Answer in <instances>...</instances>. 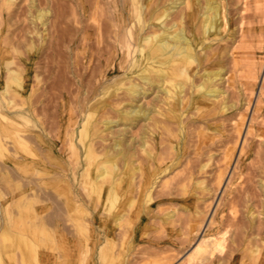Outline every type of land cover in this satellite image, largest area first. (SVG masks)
<instances>
[{
    "label": "bare ground",
    "instance_id": "1",
    "mask_svg": "<svg viewBox=\"0 0 264 264\" xmlns=\"http://www.w3.org/2000/svg\"><path fill=\"white\" fill-rule=\"evenodd\" d=\"M249 2L242 0L237 8L234 0H0V128L15 132L16 144L7 152L0 137V154L18 170L14 203L30 228L5 234L3 244L19 249V264H128L134 253L136 264L148 259L146 264H168L181 251L175 240L166 247L147 241L133 252L144 239L136 221L154 205H166L161 224L171 226L185 211L178 227L185 237L179 242L195 240L207 212L195 191L207 187L195 174L206 172L213 156L201 151L203 130H221L215 123L202 126L197 118L234 107L223 85L228 54L234 67L239 54L250 56L247 70L252 80L257 77L253 56L264 48V11L243 12ZM34 35L37 48L48 36L42 52L80 44L83 57L93 58L82 71L69 70L76 90L85 92L55 137L33 128L32 115L44 106L29 102L32 84L27 86L15 60L21 58L16 54L21 40L25 50H36ZM213 40L223 43L213 47ZM235 47L244 50L237 54ZM208 59L212 65L205 66ZM198 126L194 157L187 147ZM241 126L242 120L237 131ZM32 129V136L26 134ZM224 156H230L228 150ZM224 171L217 172V184ZM29 173L36 180L27 179ZM258 184L264 188L262 176ZM250 199L244 200L247 222L236 215L238 199L232 197L229 218L224 213L219 220L210 218L208 231L180 264H264V244L255 241L262 227L255 224ZM260 203L264 220V197ZM168 250L176 253L159 255Z\"/></svg>",
    "mask_w": 264,
    "mask_h": 264
},
{
    "label": "rangeland",
    "instance_id": "2",
    "mask_svg": "<svg viewBox=\"0 0 264 264\" xmlns=\"http://www.w3.org/2000/svg\"><path fill=\"white\" fill-rule=\"evenodd\" d=\"M234 1H235L234 7L239 8L242 6L241 3L242 0L240 1L238 0L239 2L237 0ZM249 5H250L249 8L246 9V11L244 10L243 12L245 13L247 12V14H251V15H254L255 13H256L255 15H260L259 14L260 11L261 12L264 11V9H257L259 7L264 8V6H262V3L258 2L257 0L255 1L250 0ZM258 10L259 13H257ZM234 12L236 16L237 15L236 10H234ZM38 27L40 30L42 26L39 24ZM44 32L46 33V31H43V33ZM38 36L34 35L36 50L34 47L33 51L28 52L27 50H25L26 49L24 44L25 41L21 40V44L17 43V46L19 47H17L18 53L16 54L20 55L21 58L19 59L16 58L15 60L16 63L20 65L19 67L22 66L23 69L22 74L26 76L25 77L23 75L24 78H26L25 80L27 86L30 88V85L32 84L31 88L33 92L31 93L29 102L32 105H36V106L42 105L41 107L44 106L43 109H38L36 110L37 112H34V115L36 117L32 115L33 119L35 118L36 120V125L33 128H35V130L38 129L40 131L42 130V132L47 134V136L49 137L50 136L55 137L60 122H62L63 125H66L67 122L69 121V118L74 115V112L76 110L75 107L76 99H77L76 97L85 92L84 87L80 88L81 92L76 90V88L78 89L79 87L74 82L75 78L73 77L72 73H70L69 70L70 68H76L77 70L82 71L84 65L86 64L91 65L93 63L92 61L93 58L90 56L89 58L83 57L84 47H82V45L80 44H74L71 47H66L65 44L58 45L57 48H55L54 50L47 48L44 52H42L43 47L45 48V44L47 43L48 36L46 35L45 40H43L41 43V46L37 48L39 42ZM222 43H223L222 41H218V40L212 41L213 47L222 45ZM243 50L244 48H237V47L233 48V51L237 52V54L239 52H242ZM255 57H256L255 61H257L256 62L257 77L254 80L250 78L251 76L247 70V61L248 59L250 60V56L245 54L242 55L239 54L237 58V64L235 65V67L232 64L233 61L229 54L227 59L224 57L226 61L225 64L226 81L224 82L223 85L228 92L227 102L229 101L228 102L229 105H231V103H234V107L230 106L228 108V111L224 113L216 112L215 114V112L213 113L210 112L208 114H204L201 118L200 117L197 118V123L200 121L202 126L203 124L205 125L207 122L215 123L219 125L222 131L218 130L212 133L213 131L205 130V129L203 130V136L206 137V141L201 143L202 146L201 151L209 150L210 152L213 153V156L209 162V165L205 168L206 172H196L195 174L196 178L204 179L205 181L204 185L207 187V189L205 190H202L200 187L197 189L195 188L197 194L203 196L202 200L200 199L197 201L198 204L200 206L202 205L201 207L207 211L205 212L206 213L205 219L201 225L200 230L197 232L195 240L192 241L190 244L186 242L180 244V242L183 240L185 235L184 234L181 235L180 232L182 231L183 227L181 228L178 227L183 222V219L186 215L185 211L184 212L181 211L183 214L181 213L179 216H177L178 214L176 215L177 216L176 218H178V220L176 219V221L174 222L175 226H171L167 223L161 224L162 223L161 209L165 208L166 205H163L160 208L154 205L150 209L146 218L136 221L137 226L140 229V233L144 232L141 235L144 237L145 240L144 239L141 241L137 240L136 248L133 252H137L138 251L137 249H139L141 245L147 243V241L148 243H151L150 241H156L159 246L166 247L169 244L174 243L175 240L177 241V243H179V249L181 248V251L168 264H180L183 258L194 247L195 242L204 233L208 231V228L210 227L208 223L210 218L219 220V218L223 213L226 214L224 217L226 220L229 218V217L226 218L228 216L227 205L232 199V197L237 198L239 202V203L237 202L238 210L236 212V215L243 222H247V217L244 214L245 212L244 200L245 198L247 199L248 196H251L249 202L253 205L254 207L253 209L257 212L255 217L256 220L255 224H260L262 227L259 229V233L257 234V236H255V241L257 240L258 241V242L256 241L257 243L260 242L259 244H264V220H262L261 215L258 214V212L261 210L260 200L262 199V197H264V194H262L264 188H262L260 184H258L260 176L264 178V87H262L261 84L262 75H264V64H262L264 63V48H261L259 52L257 51V53L253 56V59ZM204 65L205 66L212 65L210 59L206 60ZM2 73H4V71ZM231 73L233 74L232 76ZM230 76L232 78H230ZM66 85L67 88L70 90H68L65 87ZM62 91H64V93H62ZM34 97L37 99H35ZM151 97L152 95L148 96L147 98H143L141 99L142 100L141 102L144 103L146 101L148 102V100H150ZM16 99L18 100V97H16ZM240 120H242V126L239 132L237 131V125L239 124ZM44 124L46 127L44 126ZM49 126L53 128H50ZM116 127L118 126H114V128ZM199 128L200 126H198L196 130H193L191 141L188 142V147H187V152L192 151L191 155L194 157L197 156L196 153L193 152L197 151V150L194 151V146L196 145L197 132ZM1 129L2 128H0V137L2 138L1 140H3L6 143V146L8 148L7 152L13 153L14 150L13 148L15 147L16 144L13 142L14 138L12 137L14 136L15 132L13 133L9 132L4 128L3 130ZM62 130L63 128L61 129V132ZM33 131H34L33 129L29 130L26 134L28 135L30 134L32 136L34 134ZM52 132L54 134H51ZM226 149L230 153V156L225 160L224 158L226 157L224 155L227 151ZM65 155L66 156L70 155V152L67 153L65 152ZM203 156L204 158L206 157V155ZM69 158L67 157L68 162L73 161V158L71 156H69ZM183 159L184 156L181 158V160ZM224 166L226 167L224 168ZM0 167H1L0 168V264H19L20 262L19 260L20 255H18L20 254L19 249L14 246L7 247L6 245H4L3 243H5V241L3 240L4 238L3 236L5 234H9L12 232L15 233L19 230H23V232H26L30 230V228L23 225L22 220L20 221V219L18 218L20 211L18 210V208H16V205L14 203V201L17 198L16 191H17V183L19 181V174L17 172L18 170H16V167L13 165L12 161H7L6 157L2 154H0ZM222 167L224 168L225 171L223 170ZM218 170L224 171L223 176L221 178V182H219L220 184H217L218 183L217 172H219ZM27 177H26L27 179L30 178L36 180L37 176L35 174L29 173ZM6 179H8L7 180L8 182L6 181ZM158 188L159 187L155 189L158 190ZM243 189H245L244 193H243ZM156 190H154V195ZM172 196H176V195L173 194ZM9 202L10 204L7 205L6 207L5 205L8 204ZM175 212L178 213V211ZM258 220H260V222ZM257 221L259 223H257ZM15 223L17 224V227L15 226L16 225ZM176 229H180L179 232ZM231 229H233V227H231ZM230 233L231 232L227 233L226 236L230 235ZM225 249L227 248L225 247ZM173 251L174 253H176L175 250H168L167 252L161 253L159 255L166 256L167 254ZM134 255L135 253L129 256V259L132 260L128 264H136L134 263L135 260V258L133 257ZM148 260H146L145 262L137 261V263L146 264L149 262ZM150 261H153V259L150 258Z\"/></svg>",
    "mask_w": 264,
    "mask_h": 264
}]
</instances>
